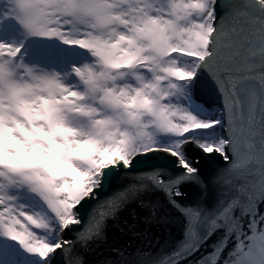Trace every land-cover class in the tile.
<instances>
[{
	"label": "snow or ice",
	"instance_id": "6c2138e0",
	"mask_svg": "<svg viewBox=\"0 0 264 264\" xmlns=\"http://www.w3.org/2000/svg\"><path fill=\"white\" fill-rule=\"evenodd\" d=\"M221 2L226 10L218 20V0H0V29L18 26L24 33L20 42L0 39L3 236L44 264L43 258L71 242L38 235L33 229H47V219L23 210L12 189L38 194L64 229L80 223L74 209L109 166L130 167L143 154L164 151L173 157L172 173L153 171L147 180L162 187L187 217L185 237L171 256L151 258L137 250L133 264H180L218 230L224 235L197 264H253L257 253L264 254V151H254L257 138L264 140V0ZM30 37L86 50L92 60L64 70L29 62L24 49ZM201 71L223 97L216 118L200 119L185 105ZM222 123L233 136L208 140L197 131ZM160 133L175 142L158 144ZM189 142L225 161L232 159L226 146L239 153L215 178L231 185L235 195L212 212L182 207L176 199L184 195L185 181L206 188L185 154ZM145 187L146 182L134 183L130 190ZM120 196L127 199L126 193ZM121 206L117 200L101 203L77 242L87 250ZM65 251L67 264H85L78 250Z\"/></svg>",
	"mask_w": 264,
	"mask_h": 264
},
{
	"label": "water",
	"instance_id": "95a60500",
	"mask_svg": "<svg viewBox=\"0 0 264 264\" xmlns=\"http://www.w3.org/2000/svg\"><path fill=\"white\" fill-rule=\"evenodd\" d=\"M225 10L224 4L218 0V20L224 15ZM253 10L259 14V8ZM191 92L197 102H202L209 108L223 106V97L206 71L198 74L197 83L192 86ZM216 129L222 138L227 139L234 135L233 130L226 128L223 123L217 125ZM226 149L227 154L232 158L229 161H225L218 152L203 153L197 143L189 142L185 154L198 167L206 188H201L194 181H185L181 184L180 188L184 195L176 199L182 207L203 208L205 212H212L222 200L226 203L235 195V189L231 185L216 182L215 179L219 174L227 172L230 164L239 155L234 150V146H226ZM254 151L257 154L264 151V140L257 138ZM172 159L171 154L157 151L139 156L130 167L109 166L100 184L94 187L92 193L74 209L80 223L70 224L60 233L59 239L67 240L71 244L53 250L46 258L45 264H67L65 249L69 246L84 256L85 264H125V262L133 264L137 259V250L150 252L151 258L171 256L184 240L188 220L180 209L170 202L169 194L162 187L148 181L147 176L153 171L172 173ZM144 161L165 167L148 169L145 168ZM179 174L174 173V175ZM141 182H146L147 187L133 193L130 190L131 185ZM122 192L127 194V199L121 198ZM109 200H117L122 206L117 209L115 216L106 218L102 235L91 240L85 250L77 242L78 234L88 225L98 206ZM153 211H155L154 218ZM204 230L202 225L201 231ZM223 235V230H218L194 256L180 261V264H197L203 256L213 251L212 245ZM234 244L235 240L228 243L223 253L225 257ZM121 252L124 253L123 257L120 256ZM252 260L253 264H261L264 254L257 253Z\"/></svg>",
	"mask_w": 264,
	"mask_h": 264
},
{
	"label": "rangeland",
	"instance_id": "374dc122",
	"mask_svg": "<svg viewBox=\"0 0 264 264\" xmlns=\"http://www.w3.org/2000/svg\"><path fill=\"white\" fill-rule=\"evenodd\" d=\"M52 41L54 47L58 48L57 40L52 39ZM72 51H76V49ZM190 100L191 103L185 101V105L189 107V109L200 119L217 117V110H213L212 108H208V110H206L201 102L196 101V99L192 96V93L190 94ZM215 126L216 125L213 126V130L215 129ZM199 131L204 132V134L210 132L209 130ZM215 136L216 135L213 134H207L201 136V138L208 140H215L219 138ZM174 142L175 139L171 134L160 133L157 135L158 144L169 145ZM11 193L16 197L17 202L23 206V210L34 214H40L47 219L49 224L47 229L34 228L33 230L36 231L38 235L47 239L49 242H54L58 238L61 229L59 228L58 219L55 217V214L51 211V209L48 208L46 202L43 201V199L38 194L33 193L26 188L12 189ZM35 257H38V255L26 252V250H24L19 244L12 243L9 239L5 238L2 233H0V264H40L41 262L38 263L35 261Z\"/></svg>",
	"mask_w": 264,
	"mask_h": 264
},
{
	"label": "bare ground",
	"instance_id": "6f19581e",
	"mask_svg": "<svg viewBox=\"0 0 264 264\" xmlns=\"http://www.w3.org/2000/svg\"><path fill=\"white\" fill-rule=\"evenodd\" d=\"M0 39L15 40L20 42L24 39V33L21 28L12 27L0 29ZM52 39L30 37L25 44L24 51L28 52L26 59L32 63H48L51 66H55L60 70L70 68L73 63L90 62L92 57L86 52V50L78 49L76 51L73 47L59 46L55 48ZM55 48V49H53ZM186 59H182L181 63H186ZM70 82H75L70 81Z\"/></svg>",
	"mask_w": 264,
	"mask_h": 264
},
{
	"label": "trees",
	"instance_id": "16d2710c",
	"mask_svg": "<svg viewBox=\"0 0 264 264\" xmlns=\"http://www.w3.org/2000/svg\"><path fill=\"white\" fill-rule=\"evenodd\" d=\"M206 110H208V108H206ZM213 110H217V108H213ZM198 132H199V131H198ZM216 132H218L217 129H214L213 131L207 132L206 134H204V132L200 131V132H199V135H200V137L203 136V135H207V134H209V135H212V134L215 135ZM215 137H217V135H216ZM35 261L38 262V263H40V262H41V259H40V260H37V259H36ZM40 264H41V263H40Z\"/></svg>",
	"mask_w": 264,
	"mask_h": 264
}]
</instances>
